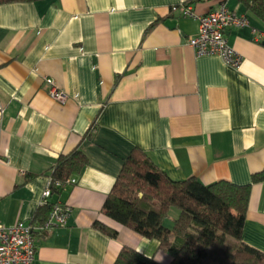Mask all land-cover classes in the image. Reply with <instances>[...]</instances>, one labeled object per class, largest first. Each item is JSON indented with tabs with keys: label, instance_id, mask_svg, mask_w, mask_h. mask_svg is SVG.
Wrapping results in <instances>:
<instances>
[{
	"label": "crops",
	"instance_id": "0c3cea01",
	"mask_svg": "<svg viewBox=\"0 0 264 264\" xmlns=\"http://www.w3.org/2000/svg\"><path fill=\"white\" fill-rule=\"evenodd\" d=\"M180 3L248 16L226 32L239 68L194 53L198 23L170 10ZM263 42L264 25L238 0L0 4V225L32 224L57 157L78 147L87 164L48 197L69 208L66 223L34 231L32 264H113L122 247L169 264L157 240L103 214V201L133 148L173 180L249 183L264 168ZM242 239L264 253V181L251 185Z\"/></svg>",
	"mask_w": 264,
	"mask_h": 264
},
{
	"label": "trees",
	"instance_id": "16d2710c",
	"mask_svg": "<svg viewBox=\"0 0 264 264\" xmlns=\"http://www.w3.org/2000/svg\"><path fill=\"white\" fill-rule=\"evenodd\" d=\"M15 1L34 0H0V4ZM238 1L264 25V0ZM92 128L93 124L84 137L90 136ZM86 164V156L78 147L60 154L49 173L51 192L62 188L55 186V182L64 183ZM262 181L264 168L244 185L226 180L205 185L194 177L173 180L142 150L133 148L124 159L101 211L143 237L157 240L158 247L172 256L169 264H264V253L242 239L251 185ZM53 204L48 199L41 202L39 215L31 223L41 225ZM171 208L178 213L167 227L164 221ZM95 225L115 235V231L102 224ZM113 264L161 263L152 256L122 247Z\"/></svg>",
	"mask_w": 264,
	"mask_h": 264
},
{
	"label": "built area",
	"instance_id": "2783aa9c",
	"mask_svg": "<svg viewBox=\"0 0 264 264\" xmlns=\"http://www.w3.org/2000/svg\"><path fill=\"white\" fill-rule=\"evenodd\" d=\"M170 10L197 20V33L187 41L197 56H217L225 65L234 69L239 68L241 56L227 44L226 32L229 28L247 26L249 20L245 13L236 14L228 10L224 3L203 14L193 12L184 3L171 6ZM46 82L49 84L48 94L52 99L60 103L67 99V94L58 89L52 79L47 78ZM75 181V178L70 177L64 183L55 182V186L64 187ZM50 185L49 180L48 186L42 192L41 202L51 195ZM68 212L69 208L66 205L55 203L47 218L39 226L21 220L11 226L0 225V264H32L35 254L34 231L64 225Z\"/></svg>",
	"mask_w": 264,
	"mask_h": 264
},
{
	"label": "rangeland",
	"instance_id": "374dc122",
	"mask_svg": "<svg viewBox=\"0 0 264 264\" xmlns=\"http://www.w3.org/2000/svg\"><path fill=\"white\" fill-rule=\"evenodd\" d=\"M174 213H176V214L178 213V210L176 208L172 209V214H173L172 216L175 215Z\"/></svg>",
	"mask_w": 264,
	"mask_h": 264
}]
</instances>
